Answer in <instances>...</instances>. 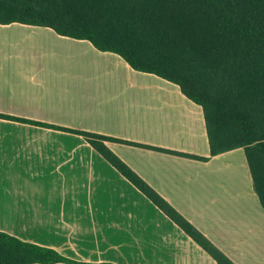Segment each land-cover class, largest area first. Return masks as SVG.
<instances>
[{
    "label": "crops",
    "instance_id": "obj_1",
    "mask_svg": "<svg viewBox=\"0 0 264 264\" xmlns=\"http://www.w3.org/2000/svg\"><path fill=\"white\" fill-rule=\"evenodd\" d=\"M0 115L118 140L111 152L234 264H264L246 151L213 156L203 107L177 84L50 28L0 24ZM0 232L84 263L217 264L84 137L3 117Z\"/></svg>",
    "mask_w": 264,
    "mask_h": 264
},
{
    "label": "trees",
    "instance_id": "obj_2",
    "mask_svg": "<svg viewBox=\"0 0 264 264\" xmlns=\"http://www.w3.org/2000/svg\"><path fill=\"white\" fill-rule=\"evenodd\" d=\"M69 1L71 0H0V24L9 25L19 23L29 26L45 27L54 30L58 35L63 37L89 41L101 52H110L121 56L136 71L155 74L180 86L182 92L189 99L203 107L213 156L237 148L245 149L254 179V187L264 207V189L262 187V182L264 183V181L261 178L260 183L258 182L259 177L252 160V152H250L252 147H254V150H264V113L261 112L264 109V73L258 66L259 84L250 81L251 75L250 78H247L241 73L242 61L247 60L248 64L252 65L249 71H253L255 63L252 64V62L254 59L257 57L260 60H264V29L262 33L259 30L251 31L248 27H245L244 23H248L249 18L239 16L241 13L238 10V5L235 0H184L189 6L186 7V10L190 11V14H188L190 17L196 11L190 8L191 5H195V8L197 6L206 7L207 15H211L209 12L213 7L222 9L225 13L221 21H214L216 23H213V25L216 24L221 27L218 30V33L221 35H218V37L226 41V64L229 68L228 71H231L230 85L235 91L236 96L242 99L246 106V111L240 109L242 111L241 113H235L233 109H227L228 112L225 118L229 123L235 124L240 130L238 132L240 135L230 137L222 129L221 121L215 117L214 111L217 106L214 102L201 99L199 96L191 94L187 89L186 82L176 75L179 72V68L174 66L176 62L165 57L167 54H172L170 52L171 49L178 47L180 40H185L189 36V30L185 26L186 21L184 19H177L170 0H159L160 4L157 6L161 8V16L155 17L147 13V9L150 6H156L154 2L149 3V0H86L93 9V16L104 15L108 20L122 27L128 34L126 36L118 35L116 38L100 32L98 26L92 21L80 24H71L62 21L59 10L71 9L68 4ZM176 4L177 2L175 0ZM217 16L220 15H216L215 17ZM252 17L259 24L258 18L256 16ZM248 35H256V38L261 39L263 43H258L253 37L248 38ZM139 44L144 48L148 46L158 48V52H153L157 59L156 64L144 63L143 56L153 55V53L141 51ZM161 46L164 47L163 58L161 57ZM244 47L247 48V54L246 50L243 49ZM189 48H191L193 54L197 53L198 56L201 55L199 49ZM242 53H245L244 57H242ZM169 69L174 73L171 72L172 74H168L167 71ZM250 105H257V108H263L252 115V107ZM0 117L42 126L40 123L31 120L10 118L7 115H0ZM259 125L262 128H257ZM46 128L73 133L86 138L126 179L206 250L215 259L217 264H234L152 187L111 152L106 142L118 140L92 132L54 125H49ZM227 140L230 144H227ZM134 145L140 146L137 144ZM191 158L206 160L198 157ZM59 263L91 264L69 259L54 249L24 242L9 234L0 232V264Z\"/></svg>",
    "mask_w": 264,
    "mask_h": 264
},
{
    "label": "rangeland",
    "instance_id": "obj_3",
    "mask_svg": "<svg viewBox=\"0 0 264 264\" xmlns=\"http://www.w3.org/2000/svg\"><path fill=\"white\" fill-rule=\"evenodd\" d=\"M170 1L172 9H174L173 12L177 16V19H184L186 21L185 26L189 30V36L185 40H180V42H178V47H176L175 49H171L170 52L173 55L167 54V56L165 57L172 59L176 62L174 66L179 68V72L176 75L180 77L181 80L186 82L187 89L191 94L199 96L201 99L211 100L212 102H214V104L217 106L216 110L214 111L215 117L216 119L221 121L222 129L229 134L228 136L233 137L234 135H240L238 133L240 132L238 127L235 124L229 123L228 120L225 118V115L228 112L227 109H233L235 113H241L242 111H246V106L243 100L236 96L235 91L230 85L231 71H228L229 68L226 64V41L225 39H221L218 37V35H221L220 33H218V30L221 27L216 24L213 25V23L221 21L222 16L224 17L225 13L222 11V9L213 7L209 12V14L211 15H207L206 7L197 6L195 8V5H191L190 8L195 9L196 11H194V14L190 17L188 15L190 14V11L186 10V7L189 6L184 2V0H176V5L175 0ZM235 1L238 5V10L241 13L239 14V16L249 18V22L244 23V26L248 27V29H250L251 31L259 30L263 33L264 0ZM151 2H154L156 6H150L149 9H147V13H150L153 17L161 16V8L157 6L160 4V1L149 0V3ZM68 4L70 5L71 9L66 8L59 10L61 12L60 19L62 21L71 24H80L87 21H92L98 26L100 32L105 33V35H111L113 38H116V36L118 35H128L122 27L108 20L104 15L93 16V9L91 8V6H89V3L86 0H71L68 2ZM216 15L220 16L215 17ZM252 16H256L258 18L259 24L255 21V19H253ZM247 37H253L257 40L258 43H263L261 39L256 38V35H248ZM189 47H192V49H199V51H201V55L198 56L197 53L193 54L191 48ZM163 48L164 47L161 46L162 58L164 55ZM243 49L246 50L247 54V48L244 47ZM140 50L144 52L148 51L149 53H153L157 51L158 48L155 46H148L147 48H144L140 45ZM244 56L245 53H242V57ZM156 60L157 59L154 56V53L153 55L149 54L147 56H143V61L146 64L154 65L156 64ZM253 63H255V65L253 66V71L250 70V72L249 69L252 67V65H249L247 60L242 61L241 73L247 78H250L251 75L252 77L250 78V81L255 84H259V67L264 73V60H260L256 57L252 64ZM171 72L174 73L170 69L167 71L168 74H172ZM250 106L252 107V115H254V113H256L257 111L259 112V110L264 107V105L260 108H257V105ZM240 109L242 111H240ZM261 112L264 113V109H262ZM20 119L38 122L42 125L39 127L44 128L49 125H52L35 121L26 117H22ZM257 128H262V126L259 125L257 126ZM227 144H230L228 140ZM253 150L254 147L251 148L250 152H252V160L256 166L257 175L259 177L258 182L260 183L261 178H263L264 181V150ZM262 187L264 189L263 182Z\"/></svg>",
    "mask_w": 264,
    "mask_h": 264
}]
</instances>
